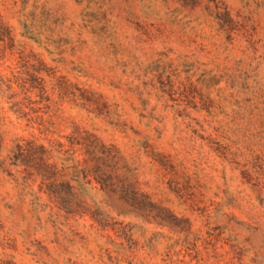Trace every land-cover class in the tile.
I'll return each mask as SVG.
<instances>
[{"label":"rangeland","instance_id":"374dc122","mask_svg":"<svg viewBox=\"0 0 264 264\" xmlns=\"http://www.w3.org/2000/svg\"><path fill=\"white\" fill-rule=\"evenodd\" d=\"M35 70L63 81L29 106ZM0 77V264H264V0H0ZM85 132L138 193L88 194L106 234L46 225L10 161L38 139L83 200Z\"/></svg>","mask_w":264,"mask_h":264},{"label":"trees","instance_id":"16d2710c","mask_svg":"<svg viewBox=\"0 0 264 264\" xmlns=\"http://www.w3.org/2000/svg\"><path fill=\"white\" fill-rule=\"evenodd\" d=\"M41 73L45 72L35 70L33 86L28 87L24 82L21 85L24 104L27 102L29 106L32 105L34 102L30 98L33 95L39 99L45 95V80ZM45 78L53 80L56 86H60L63 81L55 72L45 73ZM12 85L10 80L0 77L1 98L8 101L11 96H14L10 92ZM67 87L70 88V85ZM83 95L86 102L91 101L92 95L89 92L84 90ZM26 109L28 112L35 113L26 105L19 104L17 114L19 118L31 123L33 119L29 118L28 112L25 113ZM81 146L82 162L85 166L81 168L78 175L85 193L83 200L75 199L72 180L66 179L67 169L52 162L50 148L41 144L38 139L16 136L10 151V161L11 165L17 169L18 179L24 186L36 185L39 193L48 195L44 201L36 198L30 203L36 215H44L46 225L51 224L56 227L55 229H59L68 225L70 221L86 222L88 220L91 222L89 228L95 230L97 235L106 234L109 229L114 232V228H111V219L106 213L101 212L98 204L91 202L88 194L90 192L104 193L106 196L116 197L125 206L132 207L139 205L138 193L116 174L118 152L113 146H106L98 137L88 132L83 134ZM141 203L144 204V202ZM104 204L111 208L107 202L104 201ZM38 220L41 222L42 217H38Z\"/></svg>","mask_w":264,"mask_h":264}]
</instances>
